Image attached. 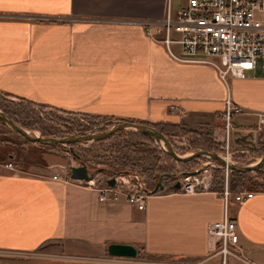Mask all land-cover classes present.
Returning a JSON list of instances; mask_svg holds the SVG:
<instances>
[{
	"label": "crops",
	"instance_id": "obj_1",
	"mask_svg": "<svg viewBox=\"0 0 264 264\" xmlns=\"http://www.w3.org/2000/svg\"><path fill=\"white\" fill-rule=\"evenodd\" d=\"M184 5L0 0V93L60 112L179 125L222 139L227 87L218 73L175 61L145 33L146 23L164 19L169 8L177 15ZM230 87L242 108L235 131L249 133L264 114V75L232 79ZM14 165L0 171V252L30 255L63 245L58 255L40 254L43 261L0 264H222L207 225L227 217L236 221L240 238V254L228 264H264L263 191L226 207L220 192L184 195L166 187L138 211L123 199L101 203L77 181L54 180L65 175L50 164ZM112 244L133 245L138 257H111ZM53 256L59 263L46 261Z\"/></svg>",
	"mask_w": 264,
	"mask_h": 264
},
{
	"label": "built area",
	"instance_id": "obj_2",
	"mask_svg": "<svg viewBox=\"0 0 264 264\" xmlns=\"http://www.w3.org/2000/svg\"><path fill=\"white\" fill-rule=\"evenodd\" d=\"M185 5L174 15L169 8L164 19L148 22L145 25L147 37L161 43L175 61L183 64H199L212 67L227 87L223 122V156L227 161L233 157L234 119L242 113V108L234 101L230 87L232 79L244 80L264 75V0H183ZM256 133L264 130V114L259 113ZM88 166V165H87ZM89 167V166H88ZM225 171L226 183L221 195L226 207L230 203L244 205L256 192L244 189L234 193L229 185L231 170ZM14 171L12 162L0 163V171ZM90 170V168H89ZM173 185L181 182L180 190L184 195L214 192L212 177L199 170L195 176H178ZM175 177V178H176ZM174 178V179H175ZM54 180L64 183L71 179V173L61 177L58 173ZM115 179V185L108 181ZM99 194L101 203L125 200L138 211L146 209L147 201L165 191L156 189L158 182L152 184L146 175L137 171L118 172L100 180L94 174L91 181H77ZM210 245L222 257V264H228L229 257H236L231 248H238L239 232L235 220L225 218L207 225ZM246 264H252L247 263Z\"/></svg>",
	"mask_w": 264,
	"mask_h": 264
},
{
	"label": "rangeland",
	"instance_id": "obj_3",
	"mask_svg": "<svg viewBox=\"0 0 264 264\" xmlns=\"http://www.w3.org/2000/svg\"><path fill=\"white\" fill-rule=\"evenodd\" d=\"M0 112L25 129L32 137L64 139L82 135L102 134L119 123V121L114 119L91 118L75 113L60 112L27 101L14 99L1 93ZM254 130L256 134L255 146L248 148L234 143L231 161L235 165H255L264 157V130L260 133H256V129ZM139 133L141 132L136 130H124L117 132L104 141L84 142L72 146L58 145L56 147L57 145L50 146L29 142L6 123H0V163L13 161L12 163L17 162V165L24 169L26 167H24V164L27 161H40L42 164H50L52 171H58L67 176L71 173V167H79L82 164L81 161H85L91 173L99 176L100 180H104L106 177L118 172L137 171L145 174L147 180H152V184L156 183V181L158 182L163 173L180 176L182 173L200 170L202 173L212 177L213 191H220L225 186V171L217 161L208 157H199L193 162L181 164L166 152L167 147L162 141L155 138L154 141H144ZM43 134L46 136H43ZM165 136L171 142L173 150L182 157H190L200 151L224 154L221 138L215 137L210 132H194L189 128L179 127L176 132H170ZM215 142L220 143L221 146L216 147ZM76 155L81 156L82 160L79 161ZM10 156L14 160L10 161ZM109 165L112 166L109 168ZM100 169H106V173H99ZM262 169V174H264V167ZM176 179L178 178L176 177L174 180L177 181ZM174 180L168 181L165 179L164 185H173ZM232 180L233 177L230 176V187L233 184ZM263 180L264 175L261 178L251 174L238 182L239 185H244V189L256 192L261 190L259 188L261 183H264ZM231 213L233 214L232 209ZM62 245L55 242L30 255L0 252V259L28 262L39 259L38 261H43L42 256L45 254H48V256L50 254L58 255ZM231 251L240 254L237 249L231 248ZM40 254H42L41 257ZM58 259L60 257L53 256L47 257L46 261L59 263L60 260ZM229 260L232 261L233 257L230 256ZM2 264L13 263L6 261Z\"/></svg>",
	"mask_w": 264,
	"mask_h": 264
},
{
	"label": "water",
	"instance_id": "obj_4",
	"mask_svg": "<svg viewBox=\"0 0 264 264\" xmlns=\"http://www.w3.org/2000/svg\"><path fill=\"white\" fill-rule=\"evenodd\" d=\"M0 119L9 125L14 131L22 135L26 138L29 142L45 144V145H64V146H72L75 144H80L84 142H94V141H104L115 135L117 132L124 131V130H136L141 132L151 138L158 139L162 141L166 147V152L177 162L180 163H190L194 160H197L199 157H208L215 161H217L221 166L227 167L231 171H240L242 173H249L255 172L260 170L264 167V157L255 165L250 166H237L232 161H227V159L221 154H212L207 151H200L197 153L192 154L190 157H182L179 156L174 150L171 142L169 141L168 137L161 133L156 128L147 126V125H139L129 121H122L115 125L109 131L102 133V134H90V135H82L79 137H71V138H64V139H55V138H44V137H32L27 133L25 129L18 126L12 119L8 116L0 112ZM234 142L236 145H243L245 147H252L255 146V139L256 134L254 131L249 133H243L241 131H234ZM72 153L73 151L70 150ZM199 171L191 172V173H182L180 176H195L198 174ZM176 175L171 174H164L159 179L157 184V190L162 189L164 187L163 182L165 179L175 178ZM71 179L75 181H91L94 179V173H91L87 164L82 163L79 167H71ZM108 185L114 186L115 179H111L108 181ZM181 182H177L174 186L175 190H180ZM108 254L111 257L116 258H125V259H136L138 257V249L133 245L128 244H112L108 247Z\"/></svg>",
	"mask_w": 264,
	"mask_h": 264
},
{
	"label": "trees",
	"instance_id": "obj_5",
	"mask_svg": "<svg viewBox=\"0 0 264 264\" xmlns=\"http://www.w3.org/2000/svg\"><path fill=\"white\" fill-rule=\"evenodd\" d=\"M132 123H135V124H139V125H147V126H150V127H153V128H156L157 130H159L161 133H163L164 135H168L170 132H176L177 130H179V125H152V124H149V123H146V122H139V121H131ZM0 123H2V124H4V122L0 119ZM142 137H143V140L144 141H154L155 139L153 138H150L149 136H147V135H145V134H143V133H139ZM43 136H46V135H44L43 134ZM99 142V141H98ZM216 143V142H215ZM216 147H218V146H221V144L220 143H216V145H215ZM56 147H58V145L56 146ZM74 155H75V153H74ZM76 158L79 160V161H81L82 159H81V156H77L76 155ZM82 163H87V162H85V161H81ZM193 162V161H192ZM181 164H184V163H181ZM112 165H109L108 167L110 168ZM107 167V168H108ZM262 172H263V169H260V170H257V171H255V172H249V173H242V172H240V171H236V170H234V171H231V173H230V176L231 177H233V180H232V183L233 184H231V189H232V191L234 192V193H237V192H239V191H242V190H244V185L243 184H241V185H239V182L238 181H242L243 179H245L248 175H251V174H255L256 176H260L261 178H262V176L264 175V174H262ZM99 173H101V174H105L106 173V169H100L99 170ZM164 174H170V173H163L162 175H164ZM171 175H174V174H171ZM160 178H161V176H160ZM159 178V179H160ZM168 181H173L174 180V178H169V179H167ZM264 181V180H263ZM174 186L175 185H167L166 187H167V189H166V192H172V191H176L175 189H174ZM239 186H240V188H239ZM259 189H261V190H258V191H263L264 192V183H261V186H260V188ZM217 192H222V189L220 190V191H217Z\"/></svg>",
	"mask_w": 264,
	"mask_h": 264
}]
</instances>
